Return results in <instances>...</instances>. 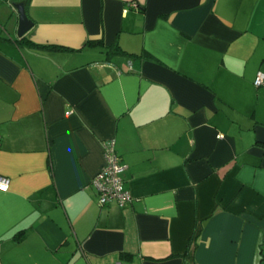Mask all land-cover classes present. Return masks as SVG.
Returning a JSON list of instances; mask_svg holds the SVG:
<instances>
[{"label": "crops", "instance_id": "crops-1", "mask_svg": "<svg viewBox=\"0 0 264 264\" xmlns=\"http://www.w3.org/2000/svg\"><path fill=\"white\" fill-rule=\"evenodd\" d=\"M10 1L0 264H264V0H21V44ZM107 141L124 205L93 185Z\"/></svg>", "mask_w": 264, "mask_h": 264}, {"label": "built area", "instance_id": "built-area-1", "mask_svg": "<svg viewBox=\"0 0 264 264\" xmlns=\"http://www.w3.org/2000/svg\"><path fill=\"white\" fill-rule=\"evenodd\" d=\"M135 5V4H133ZM264 83V72L259 70L254 79L255 86H261ZM71 111L66 112L69 114ZM105 163L99 173L93 179V185L99 193L98 203L102 206L111 201L124 205L131 201V194L123 186L121 172L123 166L120 157L116 154L112 141L104 144ZM10 185V178L0 174V190L7 191ZM114 264H121L119 262Z\"/></svg>", "mask_w": 264, "mask_h": 264}, {"label": "trees", "instance_id": "trees-1", "mask_svg": "<svg viewBox=\"0 0 264 264\" xmlns=\"http://www.w3.org/2000/svg\"><path fill=\"white\" fill-rule=\"evenodd\" d=\"M11 1H21V0H11ZM24 1L28 2L29 0H24ZM25 38H26V36L23 35L22 37L16 39L15 41L18 44H21V43L25 42V40H24ZM28 44H29V42H28ZM86 44L88 46L103 45L101 40H88ZM33 46H36V47H39V48L45 47L44 45H40V44H33ZM50 47L57 48V49H63V50H67L68 49V48H64V47H61V46H50ZM105 48H106V51H105L106 52V56H107L108 59L114 54L134 55L132 53H129V52H126L125 50H123L117 43L113 44L111 46H107ZM200 230H201L200 229V225L196 224L195 230H194L193 235L191 236L189 244H188L190 250H193L195 248V244H196L197 238H198V236L200 234Z\"/></svg>", "mask_w": 264, "mask_h": 264}, {"label": "water", "instance_id": "water-1", "mask_svg": "<svg viewBox=\"0 0 264 264\" xmlns=\"http://www.w3.org/2000/svg\"><path fill=\"white\" fill-rule=\"evenodd\" d=\"M9 6L12 10V17L14 21V34L18 39L26 34V32L32 27L33 21L29 17L26 11V6L22 1H10ZM11 16H9L10 18Z\"/></svg>", "mask_w": 264, "mask_h": 264}, {"label": "rangeland", "instance_id": "rangeland-1", "mask_svg": "<svg viewBox=\"0 0 264 264\" xmlns=\"http://www.w3.org/2000/svg\"><path fill=\"white\" fill-rule=\"evenodd\" d=\"M2 28V26L0 25V29ZM0 31H2V29L0 30Z\"/></svg>", "mask_w": 264, "mask_h": 264}]
</instances>
